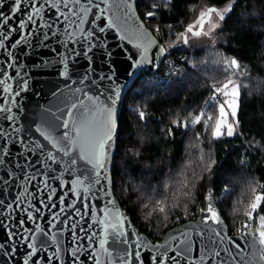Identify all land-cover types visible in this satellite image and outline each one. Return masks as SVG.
Wrapping results in <instances>:
<instances>
[{
  "label": "snow or ice",
  "instance_id": "6c2138e0",
  "mask_svg": "<svg viewBox=\"0 0 264 264\" xmlns=\"http://www.w3.org/2000/svg\"><path fill=\"white\" fill-rule=\"evenodd\" d=\"M237 37L252 59L229 53ZM200 50L223 78L178 110L130 108L125 144L129 84L207 65ZM36 73L56 79L37 89ZM225 145L244 171L209 185ZM261 161L264 0H0V264H264V170L247 171Z\"/></svg>",
  "mask_w": 264,
  "mask_h": 264
},
{
  "label": "trees",
  "instance_id": "16d2710c",
  "mask_svg": "<svg viewBox=\"0 0 264 264\" xmlns=\"http://www.w3.org/2000/svg\"><path fill=\"white\" fill-rule=\"evenodd\" d=\"M255 43L256 42L251 37H237V44L229 46V53L232 51L239 53L241 59L246 62L248 59H252L256 53ZM184 55H188V53L177 51L175 56L171 59L179 60ZM196 57L197 59L209 58V53L206 50H200L197 51ZM181 65L182 61L177 67H181ZM212 76H217L220 79L223 78L220 69L211 62L210 58L207 65H200L198 69H191L189 65L187 69L182 68L179 75L170 76L168 74V69L165 67H162L159 73L144 74L141 79L137 81L135 86H132L131 91L128 92L125 97L124 107L119 122L120 136L123 142L125 144L135 142L134 137L132 140L125 139L127 134L133 132L131 122L135 119V113L129 111L130 108H139L147 103L150 104L152 108L156 109L158 114L169 109L178 110L182 107H186L187 105L194 103L205 91V81L212 83L210 79ZM257 107L258 106L255 104H249L247 108L248 113L255 117ZM167 123V120H165L163 125L154 122L151 125V130L154 133V136L159 137ZM253 123H255V119L253 120ZM169 151L173 155H177V163L174 167H178L182 162L180 158L184 155L183 145L180 144V137H177L176 145ZM149 152L154 153L153 159L164 154L163 151L154 152L152 146H150L148 151L145 152V155L147 156ZM239 158L236 150L225 145L224 150L219 151L217 157L222 167L215 173V176L208 181V184L211 185L212 183H215L217 187H220L225 181L241 177L244 170H241L237 164ZM160 167H162V165H158L155 171L158 172ZM260 170H264V161L260 162L259 167L253 162L252 168L247 171L259 181L260 175L257 173ZM242 192L243 188L241 187L233 193L231 200L232 204H235L237 198L243 199L245 204L248 202V197L242 195ZM237 207H240L242 219L243 207L240 205H237ZM219 209L225 212L231 210L229 204L220 205ZM176 226L179 225H173V227ZM229 227H232V225L229 224Z\"/></svg>",
  "mask_w": 264,
  "mask_h": 264
},
{
  "label": "water",
  "instance_id": "95a60500",
  "mask_svg": "<svg viewBox=\"0 0 264 264\" xmlns=\"http://www.w3.org/2000/svg\"><path fill=\"white\" fill-rule=\"evenodd\" d=\"M117 67H118V69H120V71L122 73L123 68L125 67V65L123 63V57H119L117 59ZM144 74H155V72L146 70ZM55 79H56L55 75L51 74V73H48V74L36 73V74H34V87L37 89H40L45 84V82H51V81H54ZM129 88H132L131 84H129ZM44 91H45V93H47V88H44ZM124 101H125V98H124L123 102L118 105L119 122H120V116H121V113H122V110L124 107ZM34 104H35L34 100H29V107H32ZM179 226H176V227H179Z\"/></svg>",
  "mask_w": 264,
  "mask_h": 264
}]
</instances>
